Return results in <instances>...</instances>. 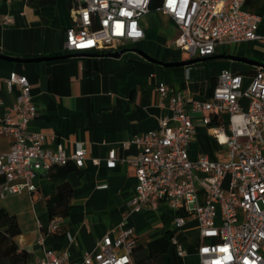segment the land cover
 Here are the masks:
<instances>
[{
	"label": "crops",
	"instance_id": "1",
	"mask_svg": "<svg viewBox=\"0 0 264 264\" xmlns=\"http://www.w3.org/2000/svg\"><path fill=\"white\" fill-rule=\"evenodd\" d=\"M72 6L73 0H0L1 54L15 58L69 55L33 62L0 58V77L16 71L31 84L37 114L29 128L43 132L48 147L60 144L71 152L77 143H82L86 151L82 167L65 177L53 174V169L40 171L34 179L35 191L24 190L0 204L19 222L21 233L16 240L27 251L26 264L38 263L46 249L65 252L70 261L82 264L84 252L95 251L97 241L107 231L114 229L118 233L122 222L124 227L134 229L135 244L151 256L149 264H198L200 235L196 219L187 217L181 227H175V211L165 202L156 208L146 203L140 211H131L127 203L134 194L136 177L126 160L138 150L134 145L125 147L123 142L156 129L158 118L170 114L169 97L163 99L164 107L159 105V83L204 100L211 95L208 93L223 69L242 74L244 85L251 81L260 67L225 55L264 63V0H246L243 7L259 16L258 39L218 44L215 53L201 61L168 66L161 62L192 58L174 45L179 30L158 8L140 17L143 38L122 44L120 48L129 49L120 56H109L106 49L74 52L65 47V32L73 22ZM8 16L13 17L11 23H5ZM17 93L16 87L8 91L0 82L2 113ZM240 101L243 105L248 102L246 98ZM185 107L195 125L189 157L206 155L211 160H223L228 114L211 115L216 120L206 124L203 117L209 113L193 111L189 104ZM111 148L115 149L114 166L106 161ZM9 149V138L0 136V153ZM63 182L72 187L69 212L59 218L58 229L51 230L48 198L52 189ZM199 196L204 201L203 191ZM39 237L43 238L42 244ZM172 237L183 246L185 255L177 253Z\"/></svg>",
	"mask_w": 264,
	"mask_h": 264
},
{
	"label": "built area",
	"instance_id": "2",
	"mask_svg": "<svg viewBox=\"0 0 264 264\" xmlns=\"http://www.w3.org/2000/svg\"><path fill=\"white\" fill-rule=\"evenodd\" d=\"M27 1V0H25ZM246 0H161L157 7L175 23L179 34L174 45L190 58H206L218 44L259 38V16L245 10ZM151 0H73V22L65 32V47L74 52L120 49L126 42L144 37L140 17L148 13ZM12 16L5 19L11 23ZM8 91L17 88L14 101L2 113L0 136L10 140V149L0 153V199L7 194L36 190L34 179L40 171L73 164L83 166L86 151L82 143L67 152L62 145L48 147L46 135L29 128L37 114L31 84L24 74L11 71L0 77ZM159 105L169 97L170 114L158 118L156 129L133 135L123 142L134 145L137 154L126 161L133 167L136 184L128 200L131 211L146 203L156 208L165 202L175 211L174 226L187 217L197 220L200 240L198 264H264V69L258 68L244 85L242 74L223 69L211 95L196 100L164 83L157 86ZM248 100L246 107L241 99ZM211 115L228 114L224 134L225 158L211 160L206 155L190 158L188 148L195 133L193 117L185 105ZM115 149L107 155V165L116 163ZM98 163V159H93ZM205 194L204 201L199 193ZM59 218L51 221L58 229ZM179 255L185 249L172 237ZM43 243V238H38ZM136 233L120 224L107 231L95 251H85L82 264H134L132 249ZM36 264H76L67 253L44 251Z\"/></svg>",
	"mask_w": 264,
	"mask_h": 264
},
{
	"label": "trees",
	"instance_id": "3",
	"mask_svg": "<svg viewBox=\"0 0 264 264\" xmlns=\"http://www.w3.org/2000/svg\"><path fill=\"white\" fill-rule=\"evenodd\" d=\"M29 1V0H28ZM53 0H39V3H46ZM161 0H151L150 8H157ZM215 85V84H214ZM214 87V86H213ZM212 89L208 95L212 93ZM214 117L212 121L214 122ZM77 168L73 164L55 167V175L65 177L70 171ZM72 196V187L68 182H63L53 188L48 198V212L51 219L62 218L69 212V201ZM21 233L19 222L14 214H11L4 207H0V264H26L27 251L19 246L16 237ZM134 264H149L150 258L140 246L134 245L132 249ZM155 258L163 259L162 256ZM170 264V263H168Z\"/></svg>",
	"mask_w": 264,
	"mask_h": 264
},
{
	"label": "water",
	"instance_id": "4",
	"mask_svg": "<svg viewBox=\"0 0 264 264\" xmlns=\"http://www.w3.org/2000/svg\"><path fill=\"white\" fill-rule=\"evenodd\" d=\"M129 48H120L116 51L113 52H108L106 53V55L109 56H120L122 53H124L125 51H127ZM78 54V53H76ZM80 54V53H79ZM69 55H57V56H45V57H35V58H15V57H10V56H6L0 53V58L1 59H5L8 61H15V62H33V61H41V60H54V59H59V58H64L67 57ZM231 59H235V60H241V61H245V62H250V63H254L256 64L258 67L264 69V63L262 62H258V61H254L253 59L250 58H246V57H239V56H233V55H225ZM204 58H192L190 60L187 61H181V62H170V63H163L161 62V64L163 65H184V64H190V63H195L197 61H201Z\"/></svg>",
	"mask_w": 264,
	"mask_h": 264
},
{
	"label": "rangeland",
	"instance_id": "5",
	"mask_svg": "<svg viewBox=\"0 0 264 264\" xmlns=\"http://www.w3.org/2000/svg\"><path fill=\"white\" fill-rule=\"evenodd\" d=\"M243 106L246 107V104H244ZM11 195H15V194H7L4 198H1V199H0V204H1L4 200H6L7 198L11 197Z\"/></svg>",
	"mask_w": 264,
	"mask_h": 264
}]
</instances>
